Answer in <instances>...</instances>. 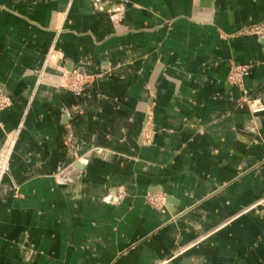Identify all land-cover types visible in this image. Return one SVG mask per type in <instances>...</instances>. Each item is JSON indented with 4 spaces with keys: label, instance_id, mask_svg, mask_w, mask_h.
<instances>
[{
    "label": "crops",
    "instance_id": "1",
    "mask_svg": "<svg viewBox=\"0 0 264 264\" xmlns=\"http://www.w3.org/2000/svg\"><path fill=\"white\" fill-rule=\"evenodd\" d=\"M263 21L264 0H0V264H264V41L237 35ZM58 67L93 79L73 95Z\"/></svg>",
    "mask_w": 264,
    "mask_h": 264
},
{
    "label": "built area",
    "instance_id": "2",
    "mask_svg": "<svg viewBox=\"0 0 264 264\" xmlns=\"http://www.w3.org/2000/svg\"><path fill=\"white\" fill-rule=\"evenodd\" d=\"M237 35L239 36H254L264 41V21L261 23L253 24L241 29ZM59 56L55 53H48L44 65L48 68L56 67ZM57 68V67H56ZM60 76L58 77L57 85L66 89L73 95H80L84 88L92 81L93 77L78 70L65 71L59 68ZM248 73V67L231 63L228 71L227 81L230 85L240 87L244 77ZM44 78V77H43ZM10 99L0 93V113L10 106ZM249 110L253 115L264 112V105L259 101H248ZM154 136L153 126L151 123L150 115H147L144 127L141 132V143L145 146L150 145ZM7 170L5 168L2 173ZM147 202L151 205H163L165 199L163 196L149 195Z\"/></svg>",
    "mask_w": 264,
    "mask_h": 264
},
{
    "label": "rangeland",
    "instance_id": "3",
    "mask_svg": "<svg viewBox=\"0 0 264 264\" xmlns=\"http://www.w3.org/2000/svg\"><path fill=\"white\" fill-rule=\"evenodd\" d=\"M56 83V81H55ZM12 145V141L8 140L5 145L2 147V149H0V173H2V171L7 168V156L8 153L10 151Z\"/></svg>",
    "mask_w": 264,
    "mask_h": 264
},
{
    "label": "water",
    "instance_id": "4",
    "mask_svg": "<svg viewBox=\"0 0 264 264\" xmlns=\"http://www.w3.org/2000/svg\"><path fill=\"white\" fill-rule=\"evenodd\" d=\"M75 167H76L77 169H79V168H80V166H79V165H75Z\"/></svg>",
    "mask_w": 264,
    "mask_h": 264
}]
</instances>
